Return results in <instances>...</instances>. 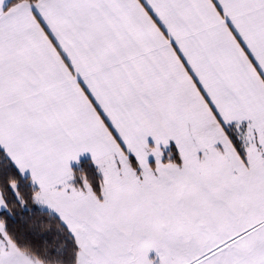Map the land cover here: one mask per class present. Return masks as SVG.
I'll return each mask as SVG.
<instances>
[{
	"label": "snow or ice",
	"instance_id": "snow-or-ice-1",
	"mask_svg": "<svg viewBox=\"0 0 264 264\" xmlns=\"http://www.w3.org/2000/svg\"><path fill=\"white\" fill-rule=\"evenodd\" d=\"M0 264H264V0H0Z\"/></svg>",
	"mask_w": 264,
	"mask_h": 264
}]
</instances>
